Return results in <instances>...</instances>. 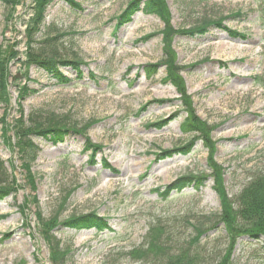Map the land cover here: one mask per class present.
Returning <instances> with one entry per match:
<instances>
[{
  "label": "rangeland",
  "instance_id": "374dc122",
  "mask_svg": "<svg viewBox=\"0 0 264 264\" xmlns=\"http://www.w3.org/2000/svg\"><path fill=\"white\" fill-rule=\"evenodd\" d=\"M15 1L13 7L0 1V48L13 44L19 52L18 60L9 61V104H0V159L15 176L12 185L17 183L0 200V264H51L41 224L57 226L52 232L67 250L64 264H136L129 252L145 243L151 225L163 226L169 244H184L194 235L187 222L213 224L206 220L219 212L218 186L223 183L234 198L264 173V86L255 79L264 75V0H164L165 20L139 11L118 29L114 18L129 0H75L82 6L76 11L54 0L43 33L63 34L59 54L81 58L83 77L63 68L72 81L60 84L31 65L27 85L35 92L21 100L18 86L27 82L24 31L34 4ZM220 18L245 38L230 37L214 24L205 34H181ZM166 25L172 33L164 39ZM166 56L178 65L176 84L164 81ZM150 64L158 65L154 75L146 73ZM181 91L189 97L187 112ZM18 105L25 127L62 120L85 134L70 132L53 144L31 132L38 154L29 168L21 166L13 130L11 147L2 135L4 122L20 116ZM188 114L189 121L203 124L212 146L198 140L186 154L158 159L159 149L194 136L181 130ZM161 120H167L162 128L147 126ZM85 136L101 146L94 162L92 151H83ZM103 158L117 171L102 167ZM214 163L223 171L220 184L209 175L198 189H172L166 197L154 190L163 193L189 173L213 175ZM90 211L106 217L109 228L61 225ZM208 234L203 249L225 246L219 224ZM233 257L238 264H264V241L238 238Z\"/></svg>",
  "mask_w": 264,
  "mask_h": 264
},
{
  "label": "trees",
  "instance_id": "16d2710c",
  "mask_svg": "<svg viewBox=\"0 0 264 264\" xmlns=\"http://www.w3.org/2000/svg\"><path fill=\"white\" fill-rule=\"evenodd\" d=\"M0 1L11 7H13L16 2L15 0ZM32 1L34 4V12L26 22V28L24 31L26 45V50L24 51L25 60L21 61L22 66L27 67L25 73L27 82L19 84L18 86L19 100L23 99L27 93L35 92V89H31L27 85L30 81L28 80L30 78L27 76V71L31 65H35L45 73L47 77L54 79L56 83L66 84L70 83L72 78L64 73L63 68H68L73 71L75 78L79 79L83 77L81 66L86 64L81 58L76 56L65 57L59 54L58 46L62 44L59 39L63 34L56 33L51 36L43 33V28L46 27V9L54 0ZM60 1L65 2L73 11L82 10V6L75 0ZM139 11L148 14H157L164 20L167 15V8L164 0H129L125 8L114 18L116 21L115 29L129 23L132 16ZM239 14L240 12H237V15ZM220 21H222V18L205 20L195 28L193 27L194 29L185 30L181 32V34H205L208 30V25L211 26L214 24L217 28L226 31L230 37L245 38L244 35L236 31L228 28L226 29L220 24ZM167 22L166 19V23ZM161 31L164 39L172 33L171 28L167 25ZM18 56L19 52L15 49L13 44L8 45L5 50L0 48V104H9V61L15 59L18 60ZM163 63L167 67L168 72L166 73L164 81H170L171 83L176 84V78L173 71L175 72V67H178V65L175 66L171 59H169V56H166L163 59ZM157 66V64L147 65L145 67L147 75H154L157 72ZM89 76L95 78L93 72H90ZM255 79L264 86V75L255 76ZM181 94L184 98L180 100H182L184 105L183 109L187 112L188 108L190 109L188 104L189 97L184 94V91H181ZM18 107H20V105H18ZM18 112L20 113V116L15 118L13 122H4L2 126V135L5 143L11 147L12 136L8 132L13 130L16 138L15 143H13L14 149H16L18 158L22 161L21 166L26 168H29L30 164L35 160L38 154V146L34 145L31 132H34V135H39L53 144L64 141L65 136L70 132L85 134L83 128H79L70 122L62 120H57L54 123L46 125L36 122L35 128L25 127L22 119L23 115L21 113V107L18 108ZM189 117L192 116L188 114V117L184 118L182 121L180 125L181 130L185 133L188 131H194V136L183 145L169 149H159V152H156L155 154L158 159L186 154L192 149L194 143L198 140H201L203 145L208 144L212 146L213 142L210 141L203 124L201 125L194 119L189 121ZM166 121L167 120H161L147 124V126L162 128L166 124ZM100 148L101 146L97 143H93L88 136L85 138L83 151L87 149L92 151L90 156L91 162H94L93 158L95 153ZM101 165L114 172L117 171L109 165L105 158L101 160ZM211 169L213 175L212 173L204 174L203 172L195 174L189 173L177 178V180L168 186L163 193H161L159 188L154 190L166 197L172 189L181 191L190 186L198 189L204 185L205 180L210 177L209 175L215 180V183L220 184L223 179V171L217 163H214V165L211 166ZM28 178L32 182L33 176L30 170H28ZM12 179H15V176L12 173H7L4 162L0 159V200H3L10 195L13 191L14 185H17V183L12 185ZM218 191L220 197L219 212L206 220L208 223L213 222L211 227L204 228L205 224H193L187 222L192 227L194 235L187 239L184 244L174 246L173 244H169L170 240L164 237L165 230L161 224L151 225L145 237V243L140 247L132 249L129 252V256L135 260L136 264H238L235 257H233L234 247L238 238L246 237L250 240L264 241V173H259L257 176L253 177L234 198L229 197L223 183L221 188L218 186ZM18 206L20 205L18 204ZM37 217L42 223L43 220L40 217V214H37ZM106 219V217L100 216L97 212L90 211L84 214L74 215L64 220L61 225L73 229L93 228L97 231H103L109 228ZM218 224L220 228L223 229L225 235V246L220 250L209 248L203 249L200 244L201 239L208 237L210 235L208 232L212 229L214 230ZM44 226L46 225L41 224V234L44 236V240L48 244L51 264H64L67 250L63 249L62 242L52 232L57 226L54 225L43 228Z\"/></svg>",
  "mask_w": 264,
  "mask_h": 264
}]
</instances>
